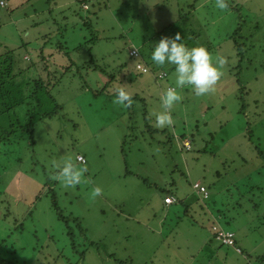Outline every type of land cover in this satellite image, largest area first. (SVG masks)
Segmentation results:
<instances>
[{"label": "rangeland", "instance_id": "rangeland-1", "mask_svg": "<svg viewBox=\"0 0 264 264\" xmlns=\"http://www.w3.org/2000/svg\"><path fill=\"white\" fill-rule=\"evenodd\" d=\"M124 1L0 0V54L30 40L26 51L33 48L34 57L27 53L23 61H32L38 74H50L51 81L60 71L53 61L65 66L69 57L79 63L51 86L52 96L43 97L41 110L55 103L62 108L35 124V144L17 136L14 141L23 148H13L14 143L11 153L1 152L11 155L0 175V216L6 221L0 218V237L12 220L15 229L26 218L27 234L17 229L10 238L19 247L17 264H264V159L259 155L264 149V0H226L225 10L216 8L215 0L199 3L201 25L193 31L199 34L204 26L199 41L210 42L206 48L214 62L223 57L222 74L214 91L204 96H195L190 88L180 90L182 99L171 110L173 124L163 128L155 126L153 114L162 110L159 96L173 84L174 69L159 67L164 71L157 80L158 67H147L153 75L137 77L134 60L123 49L125 37L140 47V33H163L162 18L176 19L178 4L185 15L193 0H167L151 20L143 14L131 19V0ZM137 1L139 8L142 0ZM138 23L135 35L130 29ZM239 24L244 40L250 38L241 59L227 39ZM165 34L174 36L173 30ZM80 42L81 49L72 50ZM91 55L96 64L87 61ZM6 58L0 57V65ZM120 61L127 65L120 67ZM7 66V61L1 66L4 74ZM110 78L107 92L122 86L139 94L130 107L88 89L103 88ZM13 80L6 89L22 91L24 77L18 74ZM12 104L6 105L16 110ZM69 157L87 171L85 182L65 189L52 178L51 162ZM12 159L18 160L13 164ZM194 181L207 192L191 189ZM96 186L101 193L92 198ZM168 189L175 199L166 205L163 193ZM211 210L220 211L222 225L235 231L242 252L213 239L210 223L216 218ZM76 218L87 242L98 245L82 251Z\"/></svg>", "mask_w": 264, "mask_h": 264}, {"label": "trees", "instance_id": "trees-1", "mask_svg": "<svg viewBox=\"0 0 264 264\" xmlns=\"http://www.w3.org/2000/svg\"><path fill=\"white\" fill-rule=\"evenodd\" d=\"M126 1H128V0H126ZM166 3H167V0H163L161 3H159V7L163 6ZM196 3H197V1L193 0V2H191L188 5L185 15L182 14L183 9L177 3L178 5L175 7L174 11L177 13L178 17H176V19H174L171 23H169L167 26L164 27L165 32L164 31H163V33L161 32L160 36L161 37H174L176 34H179L181 37V42H183L185 45L187 44V42H189V44H187V45H189L190 47H192L194 45H202L204 47H206L207 44L210 45V42L207 40L199 41L201 39V34H202L203 29H204L203 25L201 28L202 30L200 31L199 34H197L195 31H193L194 26L201 25V22L199 20L200 12H199V8H196ZM5 4H4V7H5ZM204 13H206V12H204ZM241 26H242V24H239L237 29L232 34L227 35V39L232 41L234 47L237 50V55H238V57H240V59L242 58L243 50L246 51V49H247V48L244 49V47H246L245 41H248L250 39V38L246 37V39L244 40V35L242 33H240ZM170 30H173L174 36H171L170 34H167V35L165 34L167 31H170ZM120 36L125 37V35H123L122 32H121ZM125 38L127 40L125 42L127 45L124 46L123 49H125L127 52V48H128L127 54L130 58H132L134 60L133 69L136 68L138 64H142V65L144 64L148 68L151 67L152 71H154L155 69H157L156 67H158L159 72L157 74L158 75L157 80L162 79V76H159V75L162 71H164V69L159 68V67H163V66L154 65L150 59V52H151L152 48L151 49L147 48L148 47L147 42H148V39H150V38L146 39V41L144 42L145 45L142 47H137L136 45H132L130 42L131 40H129V38L127 36ZM30 42H31L30 40L28 42H25L24 40H22L21 45H17L14 48L7 49L4 51L3 54H0L1 55L0 57L7 55V58L0 65V93H1L0 94V164H2V165H0V175H2L1 173L3 172L4 169H8V168H4L3 164L5 163V159L9 158L11 155V154L5 155V154H2L1 152L9 150V153H11L10 149H12V148L9 146H12L14 143L16 145H13V148H16L17 150L20 151L23 148L22 147L23 144H21V142H24V140H26V139H27V144L29 146H30V144L31 145L35 144V140H34L35 124L37 122H40L41 120L43 121V119H45L47 117H52L53 115H55V113H57V111L60 108H62L61 104L55 103V101H54L55 104H54V107L52 109L50 108L49 110H41L40 104L43 102V99H44L43 97L44 96L45 97L46 96H52V94H50L51 86H54L55 84L59 83L61 81L60 79L63 76L62 74L65 73V75H66V73H68V71L73 67V65L76 69H78L77 65H79V63L77 64L74 59L69 58V57L67 58L68 63L65 64V66H63L64 64L62 65L56 61H53L55 66L60 68L59 73H57L56 77L54 76V78H53L54 80L51 81L50 74H46L45 76H40L38 74V71L36 68L37 66L35 64H33L32 61H30V60L23 61V55L25 56V54L29 53V55L31 56L32 54H34L33 48L31 49L32 51H26L28 48V44ZM252 42H250V43H252ZM81 45H82V42H80L78 45L74 46L72 48V50H74L76 52L79 51L81 49ZM59 47H61L60 43H59ZM133 48H136L137 55L131 54L129 52ZM23 50H24V52H22ZM90 50H91V47H89L87 49L88 53H90ZM13 51H18V53H15ZM57 51L59 53H67V52L63 51V49H58ZM32 57H34V55L31 56V58ZM94 59H93V56L91 55V57L87 61L91 64H96L97 62ZM6 61H7L8 66L6 68L7 72H5V74H4L2 72L1 66H4L6 64ZM85 63H86V61H85ZM17 64H19L21 67L20 68L18 67V69L16 70L17 72H15L13 69H15V67H17ZM126 65H127V63L120 61V67H125ZM62 66L65 67L66 70L63 69ZM95 67H97V66L95 65ZM147 69L145 71H143V70L137 68L136 69L137 70V74H136L137 77L143 76L145 74L153 75V73H151V71H147ZM18 74H20L21 76L24 77V82L22 83L23 89H22V91L19 90L18 93H14V92L7 90L6 88L8 86L12 87V85L15 83L13 79H15L16 75H18ZM110 77H112L114 80L113 75ZM134 77H135V75H134ZM112 78L108 79L105 82L103 88H100L97 90H93V89L91 90V88H88V89L90 91H93L94 96H101L102 94L103 95L108 94L109 97L112 96V98H114V93H110V92L106 91V87L111 84ZM153 78L155 79V77H153ZM9 79H11L10 83H8ZM16 79H18V78H16ZM12 94H13V96H12ZM19 95L24 96L21 99V101H19L17 98V97H19ZM138 95L139 94H137V93L132 95V103H133V100L135 101L139 97ZM242 98H243V94L240 90V99H242ZM52 99L54 100V97ZM142 100H143V104H146V100L143 98H142ZM11 101L15 104H16V102H18L16 104V106H14V107H16V110L11 111V107H7L6 104H8L10 106L12 104ZM245 107H246V105H245L244 101L242 100L241 107H240L242 109V113L245 110ZM251 133H252L251 130L248 131V135H251ZM17 136L20 137V140H22L21 142H19L18 140L16 142L14 141V139H16ZM249 139L250 138H248V140ZM263 150H264L263 148L260 149L259 155L261 156V158L264 159V151ZM78 155L79 154H77L76 157ZM15 158H17V157H15ZM18 159H15V160L12 159L11 163L17 162ZM83 162H84V160H83ZM194 182L190 183L191 189H192V184ZM164 195L165 196L166 195H172L173 196V193H171V191L168 189L163 193V198L165 197ZM193 200L198 205L201 202V201H199L200 198H199L198 194L193 195ZM209 201H210L209 199L206 200V204ZM186 205H187V207L189 206L188 204H186ZM56 211L58 213V217L60 219H64V216L60 213V211L58 209H56ZM216 211L219 213L215 214L213 212V210H211L212 216L214 214L213 217L216 218L215 222L210 223V231H211V235H212L213 239L218 241L220 243V245L232 247L235 251H236V248H238L240 250V252H242V247L239 243V240L236 236L235 231L232 229H227L226 227H224L222 225L221 220H225V218L221 217L222 214L220 213V211H218V210H216ZM0 218L4 219V221H5V218H3L1 216H0ZM25 219H23L15 227V229H14V226L11 227V225H13L16 222V220H12V223L7 224V231L5 233H3L2 236L0 237V264H17V262H19L18 258L21 257V255L19 253V249H18L19 247L15 242L10 240V238L14 235V232L17 229H20V231L22 233L23 232L26 233L28 231V229L26 228L27 226H24ZM223 222H226V221H223ZM215 223L218 224L220 226V228L215 226L214 225ZM75 225L80 232L79 238L82 240V242L84 243V246H85V248L82 251L87 250L88 245L96 244V241L87 242V237L83 233V230H82L83 228L80 227V224L78 223L77 218H76V224ZM212 225H214L213 229L211 228ZM29 228L32 229L31 232L35 233V231L33 230L32 227H29ZM220 231L231 233V242H226L222 238L218 237V232H220ZM33 233H31V236H33ZM40 242H41V240L37 244H34L35 245V247H34L35 251L37 250L38 246L40 245ZM31 243H32V241H31ZM96 245H98V244H96ZM82 256H83V253H82ZM248 258H249V256H247V259Z\"/></svg>", "mask_w": 264, "mask_h": 264}, {"label": "clouds", "instance_id": "clouds-1", "mask_svg": "<svg viewBox=\"0 0 264 264\" xmlns=\"http://www.w3.org/2000/svg\"><path fill=\"white\" fill-rule=\"evenodd\" d=\"M215 7L220 10L228 8L226 0H215ZM151 62L156 66H172L173 84L164 88L159 96L161 111L154 113L155 126L163 128L173 124L171 110L182 99L181 91L190 88L195 96L201 97L214 91V87L221 76L223 57H217L215 62L211 53L202 45L186 46L181 37H161L153 44L150 52ZM113 103L123 108L132 105V94L124 87H116ZM52 178L57 180L65 189L74 188L84 181L87 169L78 166L69 157L51 162ZM101 188L93 187L90 196L100 195Z\"/></svg>", "mask_w": 264, "mask_h": 264}, {"label": "crops", "instance_id": "crops-1", "mask_svg": "<svg viewBox=\"0 0 264 264\" xmlns=\"http://www.w3.org/2000/svg\"><path fill=\"white\" fill-rule=\"evenodd\" d=\"M70 1H72V0H70ZM126 1V0H125ZM124 1V2H125ZM162 0H160V2H161ZM197 1V3H196V8L200 5L199 3H204V1H206V0H196ZM138 1L137 0H131V7H130V10L132 11V13L133 14H130L129 15V17L131 18V19H139V18H141V14H143V18H150V20L151 19H157L155 16H152V14L153 13H155V11H157V12H159L160 10H161V7L162 6H160L159 7V3L160 2H154V0H142V2L140 3V5L141 6H139V8H137V3ZM193 2V1H192ZM65 4H66V2H65ZM152 4H154L153 6H155V5H157V7H156V9H155V7H153V6H151ZM199 8V7H198ZM160 16H158V18H159ZM166 17L167 18H170V17H175V15H170V16H168V15H166ZM163 20H164V23H163V25H162V27H165V26H167L169 23H171L172 21H169L168 19H164V18H162ZM161 19V20H162ZM159 20V19H158ZM148 23L150 24V21H148ZM134 27H139V23L136 25V26H133V24H132V28L130 29V32H134ZM162 29V28H161ZM158 32H160L159 31V29H154L153 30V33L154 34H152V36L151 37H145V32L143 33H140V35H142V39H139V45H140V47H142V46H144L145 45V41H146V39H148V38H150V39H148V47L147 48H152L153 47V44L156 42V41H158V39H157V37L161 34V33H158ZM135 35H137L138 33H137V31L135 30ZM155 35V37L152 39V37ZM134 42V41H133ZM149 50V49H148Z\"/></svg>", "mask_w": 264, "mask_h": 264}, {"label": "built area", "instance_id": "built-area-1", "mask_svg": "<svg viewBox=\"0 0 264 264\" xmlns=\"http://www.w3.org/2000/svg\"><path fill=\"white\" fill-rule=\"evenodd\" d=\"M130 53L137 55L136 48L131 49ZM137 68L141 69L143 71H145L147 69V67L144 64L143 65L138 64ZM163 74L165 75L164 72H163ZM77 160L83 161L84 159L81 155H78ZM192 189H194L197 193H204L205 194L207 192L206 188L198 182H194L192 184ZM174 199L175 198L172 195H166L164 197V202L166 205H169V204H172L174 202ZM218 237L222 238L226 242H231V233L220 231V232H218Z\"/></svg>", "mask_w": 264, "mask_h": 264}]
</instances>
